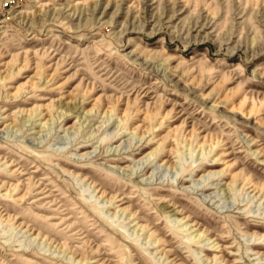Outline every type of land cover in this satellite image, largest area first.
<instances>
[{"label":"rangeland","instance_id":"1","mask_svg":"<svg viewBox=\"0 0 264 264\" xmlns=\"http://www.w3.org/2000/svg\"><path fill=\"white\" fill-rule=\"evenodd\" d=\"M0 264H264V0H0Z\"/></svg>","mask_w":264,"mask_h":264},{"label":"bare ground","instance_id":"2","mask_svg":"<svg viewBox=\"0 0 264 264\" xmlns=\"http://www.w3.org/2000/svg\"><path fill=\"white\" fill-rule=\"evenodd\" d=\"M42 4V3H41Z\"/></svg>","mask_w":264,"mask_h":264}]
</instances>
